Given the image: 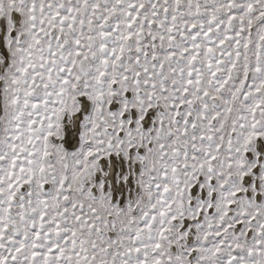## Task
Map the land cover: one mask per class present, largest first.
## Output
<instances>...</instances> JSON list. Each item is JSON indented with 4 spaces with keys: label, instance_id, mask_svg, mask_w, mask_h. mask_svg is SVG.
<instances>
[{
    "label": "snow or ice",
    "instance_id": "obj_1",
    "mask_svg": "<svg viewBox=\"0 0 264 264\" xmlns=\"http://www.w3.org/2000/svg\"><path fill=\"white\" fill-rule=\"evenodd\" d=\"M0 264H264V0H0Z\"/></svg>",
    "mask_w": 264,
    "mask_h": 264
}]
</instances>
